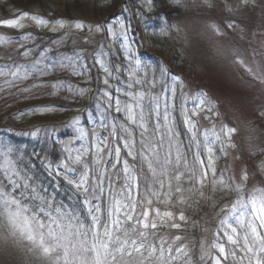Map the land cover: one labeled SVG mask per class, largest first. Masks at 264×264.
I'll return each mask as SVG.
<instances>
[{
    "label": "rangeland",
    "instance_id": "rangeland-1",
    "mask_svg": "<svg viewBox=\"0 0 264 264\" xmlns=\"http://www.w3.org/2000/svg\"><path fill=\"white\" fill-rule=\"evenodd\" d=\"M79 1L77 4L71 0L68 5L66 0H29L25 7L35 10L28 12L27 16L15 15L16 12L13 16L12 11L7 16L0 15V21L8 20L10 16H13L11 19H18L17 28L0 27V69L5 73L0 75V129H6L7 119L13 115L16 127L11 129L16 133L24 137L31 135L33 139L55 141L64 156L59 164L48 166V170L67 182L84 170L74 162L78 152L88 148L89 153L83 158V163L93 165L97 136L108 135L113 122H123L122 114L114 111L103 92L108 90L112 95H119L121 101L127 100L115 90L123 89L129 73L137 72L139 66V76H144L146 72V78H155L156 88L152 91L161 94L162 100L168 98L171 119L175 111L183 120L186 118L185 110L189 116L192 112L197 113L191 119L197 122L198 128L208 133L213 149L212 167L216 170L215 176L209 172L204 185H193L191 191H187L189 184L183 183L185 191L173 195L167 202H158L155 197H152V204L143 202L137 215L147 208L149 221L154 220L158 224L155 230L143 231H154L157 235L159 227L166 226L165 230L172 232L181 227V213H192L198 208L204 212L211 203L209 197L218 194L217 190L222 186L221 178L225 181L224 186L234 179L233 187L251 188L244 195L259 196L257 189H262L260 180L264 181V156L255 161V166L247 160V156L250 153L254 157L255 148L264 149V0H168L195 11L191 16L173 23L155 15L154 0H117L120 8L114 15L111 12L114 0ZM1 4H5V0H0ZM2 11L7 12L8 9L4 7ZM44 14L50 15V18H43ZM33 16L48 23L38 25ZM77 23L82 28H77ZM28 27L50 31L57 36L36 39L32 32L17 37L8 33L9 29L23 31ZM109 28L112 29L111 35ZM25 52L28 54L24 55ZM97 59L112 72L111 77L101 64L96 63ZM36 61L41 62V68H47L43 75L33 68ZM9 67L13 70L19 68L21 73L25 67L33 68L34 74L26 80H17L14 86L9 85L6 81L13 79L8 74ZM173 76L179 77V80L173 82ZM105 79H109V85L103 83ZM53 84L57 87H51ZM167 85L175 87L174 97L167 91L161 93V87ZM136 90L129 89L131 92ZM201 98L206 103L197 107ZM234 105L241 109L240 117L237 113L235 118ZM46 115L52 119L29 125L24 123L30 122L34 116ZM231 121H236L240 133L225 135L224 130L231 128ZM59 134L62 136L56 138L55 135ZM216 134L219 135L218 140L214 139ZM110 143L113 147L119 146L121 160H127L129 156L119 140L110 138ZM189 143L187 131L183 144ZM7 147L8 150L4 138H1L0 165L4 163L6 154L19 173L21 182H24L25 175L20 166L9 158L17 146L11 144ZM32 149L35 150L34 147ZM201 154L207 164L208 153L203 147ZM114 162L113 152L110 156L105 155L103 162L95 166L96 174L104 177V192L99 199L89 197L92 201L90 205L84 201L91 221L90 209L99 207L96 215L107 219L109 212L114 211V203L126 198L123 172L119 179L115 175L117 171H122L118 168L123 165L114 169ZM69 168L74 171H68ZM250 170L252 180L248 182L241 177ZM200 171L198 166L197 176ZM164 191L169 189L165 187ZM233 191L243 197V191ZM80 193L82 197L87 195L82 191ZM132 196L139 200V189L134 190ZM164 199L162 196L161 200ZM188 201L193 207H186L185 202ZM154 209H159L161 213L171 211L173 218L161 220ZM173 223L179 227H171ZM230 223L235 225V219ZM30 248L33 250L30 251ZM31 253L38 254L40 251L13 236L12 229L0 216V264H29Z\"/></svg>",
    "mask_w": 264,
    "mask_h": 264
},
{
    "label": "snow or ice",
    "instance_id": "snow-or-ice-1",
    "mask_svg": "<svg viewBox=\"0 0 264 264\" xmlns=\"http://www.w3.org/2000/svg\"><path fill=\"white\" fill-rule=\"evenodd\" d=\"M32 19L38 25L48 23L35 16ZM0 27L17 28L18 19L0 21ZM76 27L82 28V25L77 23ZM213 28L218 31L215 26ZM109 34H112L111 28ZM237 62L242 63V61ZM96 63L101 64L109 77L112 76V72L101 60L97 59ZM40 66L41 62L36 61L33 68L40 70V74L43 75L47 68ZM33 68L25 67L21 73L19 68L13 70L9 67L8 74L13 79L6 82L14 86L17 80L28 79L34 74ZM138 73L139 66L137 72L129 73L125 87L115 90L126 96L127 100L121 101L119 95H112L108 90L103 92V96L113 106L114 111L122 114L123 122H113L109 126L108 135L97 136L93 165L83 163V158L89 153L88 148L78 152L73 159L84 170L67 181L77 191L87 194L83 199L90 205L92 201L89 197L99 199L104 192V177L96 174L95 166L103 162L105 155L110 156L114 152L115 162L112 167L115 169L117 165H123V188L126 198L122 202L114 203V211L109 212L107 219L96 215L100 211L99 207H96L90 209L92 221L85 225L80 221L79 216L66 212L61 207H54L46 198L37 195L36 189L27 183V177L21 182L19 173L15 170L14 164L7 159L6 154L4 163L0 165V170L6 174L4 180L0 181V208L3 209L0 216H3L12 229L13 236H18L20 240L33 245L42 256L52 257V264H146L153 258L157 264H172L177 258L173 252L186 255L182 245L175 249L171 246L165 249L164 244L167 241H162L159 248L154 244L146 243L150 233L141 229L155 230L158 224L154 220L149 221V209L144 208L139 215L137 210L145 201L147 204H152V197L158 202H167L173 195L182 194L185 191L182 186L185 182L189 184L187 191H191L193 185H204L209 172L215 176L216 170L212 167L211 141L208 133L198 128L197 122L191 119V116L197 113L192 112L189 116L185 110L184 124L189 133L190 143L184 145L170 117L168 98L162 100L161 94L152 91L156 88L154 77L148 79L146 72L144 76H139ZM4 74L3 69H0V75ZM172 80L175 82L179 77L173 76ZM103 83L109 85L110 81L105 79ZM51 87L56 88L57 85L53 84ZM133 88L137 90L129 91ZM160 91L161 93L167 91L174 97L176 89L172 85H167L162 86ZM205 103L206 101L201 98L197 107ZM162 105L163 111H161ZM224 131L225 135H229L235 130L226 128ZM81 135L86 134L81 133ZM110 138L119 140L127 156L136 162L134 165L130 166L126 159L121 160V148L113 147ZM214 139L218 140L219 135L216 134ZM202 147L208 153L207 164L202 159ZM106 149L109 151L106 152ZM198 166L201 169L199 176H197ZM68 171L74 170L69 168ZM115 175L117 179L120 178L119 171ZM241 178L247 180V174L245 173ZM141 179L145 185L143 201L136 200L132 196L134 190L138 191ZM173 182H176L174 189ZM220 183H225L223 178L220 179ZM233 185L234 179L225 184V187L237 192L243 191L240 185L235 187ZM165 187L169 191L165 192ZM257 191H260L259 196L250 195L247 202L238 200V207L233 206L229 214L221 220V224L227 229L223 235L227 244L232 247L226 248L224 243L214 244L213 247L218 252L215 264H222V260L227 261L230 256L235 259L237 252L243 253L241 260L247 257L249 264H264V191L259 189ZM162 196L165 198L163 201ZM180 199L183 201L184 197L181 196ZM153 211L156 216L161 217V220L165 217L169 220L173 218L171 211L163 213L159 209ZM233 217L235 225L230 223ZM179 219H185L183 213L180 214ZM171 227L177 228L179 225L173 223ZM180 239V236L175 237L176 241ZM166 251L168 256H165Z\"/></svg>",
    "mask_w": 264,
    "mask_h": 264
},
{
    "label": "trees",
    "instance_id": "trees-1",
    "mask_svg": "<svg viewBox=\"0 0 264 264\" xmlns=\"http://www.w3.org/2000/svg\"><path fill=\"white\" fill-rule=\"evenodd\" d=\"M13 2H15L19 7H21V8H24V4H26V2L27 3H29V0H12ZM75 3H79L78 2V0H73ZM23 2V3H22ZM71 3V2H70ZM68 5H69V3H68ZM66 7H67V5H66ZM160 8H161V10H162V13L164 14V16H165V18L168 20V21H172V20H174V19H176L178 16H179V14H183L184 12L182 11V10H179V9H175V10H172L170 7H166L165 5H164V3H160ZM67 11L69 12L70 11V9L67 7ZM78 10V9H77ZM77 10H74V11H77ZM27 154L29 155V153L27 152ZM259 155H262L261 153L259 154ZM30 156V155H29ZM30 159L33 161V163H34V168H33V174L35 173V172H37L38 171V165L36 164V162L34 161V159H32V157L30 156ZM28 169H30V166H28ZM40 169H42V167H40L39 166V170ZM42 173V171H40L39 172V174H41ZM68 198L66 197V200H67ZM198 236V233H197V231H195V230H192L191 232H190V234L188 235V237L189 238H194V237H197Z\"/></svg>",
    "mask_w": 264,
    "mask_h": 264
}]
</instances>
